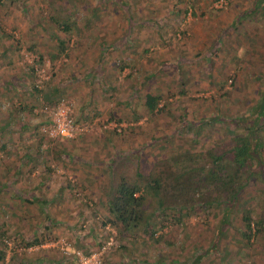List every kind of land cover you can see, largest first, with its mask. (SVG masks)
I'll list each match as a JSON object with an SVG mask.
<instances>
[{"label": "rangeland", "instance_id": "1", "mask_svg": "<svg viewBox=\"0 0 264 264\" xmlns=\"http://www.w3.org/2000/svg\"><path fill=\"white\" fill-rule=\"evenodd\" d=\"M255 1L0 0V264H264V117L263 172L221 232L225 200L201 204L205 191L188 204L168 195L161 212L145 189L147 233L107 221L121 178L246 134L264 111V10L243 17ZM16 78L18 96L6 88ZM145 93L166 108L149 114ZM58 111L73 137L44 132Z\"/></svg>", "mask_w": 264, "mask_h": 264}, {"label": "trees", "instance_id": "2", "mask_svg": "<svg viewBox=\"0 0 264 264\" xmlns=\"http://www.w3.org/2000/svg\"><path fill=\"white\" fill-rule=\"evenodd\" d=\"M255 2L256 9L249 11V13H244V18H249L251 14H254L260 8L264 10V0H256ZM247 14H249V16H247ZM236 22L238 23L239 20H236ZM69 25V22H66L61 25V29L65 33H69L71 28ZM61 42L63 43L62 40ZM219 44L221 43L218 40L213 48H216L215 46ZM119 46V44L114 43L110 48L115 49ZM121 62L123 63V61ZM124 64L125 63H123V65ZM125 66H127V64H125ZM98 69H100V65H97L95 68L97 71ZM18 80L21 83L18 82ZM24 84L23 78H16L15 81L6 84V88L12 89L14 91L13 94L18 96L20 93L22 94L25 92ZM133 90L137 92L139 89L134 86ZM36 92L37 90L32 87L30 93L34 94ZM135 94L131 96L129 99L130 101L134 98ZM143 102L148 113L151 115L159 111L161 112L166 108L165 106L158 108L159 104L162 102V96L159 94L145 93ZM11 115L14 116L15 112H11ZM263 117L264 111H259V113L255 114L257 120L254 118L251 119L253 122L249 123L246 134L235 135L230 139L223 140L219 142L218 145L212 146L208 151L200 150L194 153L188 152L181 158L169 162V165H164L163 169H161L162 171L156 172L153 170L148 175H143L136 171L134 181L121 178L117 185L114 184L116 187L110 186L108 190V211L113 219L109 218L107 221L112 222L121 232V228L130 232L137 229L139 226L142 228L143 232L147 233L150 227V216L145 215L146 211L144 210L145 201L147 200L145 191L147 189L151 192L152 196L157 199L156 209H161V212L165 210L164 208L167 203L166 197L168 195L171 196L173 194L188 204L189 200L195 196L202 195L203 191H205L212 194L214 198L208 201H203L202 198L201 204H217L220 195H222L225 200V215H222L220 220L219 231L221 232L223 230L222 228L229 224L228 217L233 213L234 203L243 195L242 193L248 186L247 184L250 182L254 172L256 171V173L260 175L261 172H263V161L261 157L263 153L262 145L257 142V132H255L256 124H258ZM12 127H14V124ZM113 133L114 135L117 134L115 130ZM7 188L9 187L7 186ZM17 194L18 191L16 195ZM25 201L29 202L31 198L26 196ZM192 207H194L192 203L191 205H182L183 209H190ZM241 221L245 227L242 238L246 242H249L251 238L255 237V233L252 232L251 228L252 219L249 212L241 215ZM219 243L220 238L217 236V240L208 248V253H213L212 255L217 256V253H219ZM196 259L200 261L198 258Z\"/></svg>", "mask_w": 264, "mask_h": 264}, {"label": "built area", "instance_id": "3", "mask_svg": "<svg viewBox=\"0 0 264 264\" xmlns=\"http://www.w3.org/2000/svg\"><path fill=\"white\" fill-rule=\"evenodd\" d=\"M43 130L49 138H71L80 128L74 124L73 119L66 112L58 111V113L51 117L49 124Z\"/></svg>", "mask_w": 264, "mask_h": 264}]
</instances>
